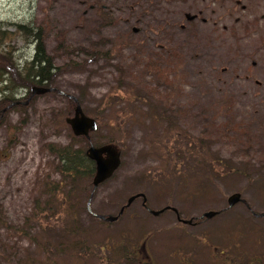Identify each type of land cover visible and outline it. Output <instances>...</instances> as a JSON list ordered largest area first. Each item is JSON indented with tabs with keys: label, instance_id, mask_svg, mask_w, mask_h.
Masks as SVG:
<instances>
[{
	"label": "rangeland",
	"instance_id": "rangeland-1",
	"mask_svg": "<svg viewBox=\"0 0 264 264\" xmlns=\"http://www.w3.org/2000/svg\"><path fill=\"white\" fill-rule=\"evenodd\" d=\"M38 36L61 68L0 124V264H129L143 244L152 264H264V0H0V88L19 62L25 80ZM75 99L98 118L92 141L122 153L92 211L93 175L65 171L49 145H81L64 123ZM194 143L197 164L181 153ZM236 190L245 200L229 206ZM138 191L194 222L141 196L114 221L96 215ZM67 220L86 247L67 249Z\"/></svg>",
	"mask_w": 264,
	"mask_h": 264
},
{
	"label": "trees",
	"instance_id": "trees-1",
	"mask_svg": "<svg viewBox=\"0 0 264 264\" xmlns=\"http://www.w3.org/2000/svg\"><path fill=\"white\" fill-rule=\"evenodd\" d=\"M20 26V25H19ZM4 32L2 30V34L3 35ZM38 34V33H37ZM39 38V36H38ZM36 57L33 61L30 62L29 64V68L27 69L25 76L27 79H33V80H38L43 81L45 79H47V83L46 85H53V79H54V75L56 74V70L61 68L57 65H55V63L52 61V58L50 55H48L45 51V47H44V43L43 40L39 38V41L36 45ZM11 67H13V65H11ZM9 67V68H11ZM15 69V68H14ZM13 69V73L16 75V77H21L23 75V72H17L15 70L14 72ZM4 70H6V68L3 69L2 73L4 72ZM72 107V104L70 105V108ZM91 115V114H90ZM94 116V115H92ZM97 120L98 118L96 116H94ZM99 122V121H98ZM64 123H67V120L65 118ZM100 128V126L98 127V129ZM93 130L92 132H97V130ZM181 134V133H180ZM73 137L75 139H79L80 141V146L79 147H74L73 144H56L51 142L50 148L54 151L59 153V156L61 157V159L64 161L63 163V167L65 170L70 171L71 173L74 174H86V175H93L95 172V160L90 158L87 154V147L89 146V144L92 142V139H88L85 135H76L73 133ZM111 141V140H110ZM103 143H110L109 141L103 142ZM101 144V143H99ZM182 153V159L183 158H189V160H194V162L197 164L199 161V157H198V145L196 143H194V147L193 148H189V151L186 149L181 150ZM170 159V157H168ZM207 170H209V174L212 176V179L215 177L214 175H216L218 172V170L216 169L217 166L214 164H206ZM175 167L171 168V170L175 171ZM222 173V172H219ZM210 179H208L209 181ZM228 207V206H227ZM227 207L218 209L219 212H221L223 209H226ZM51 213H56V211H52ZM68 214V213H66ZM73 214V213H72ZM71 215V213L69 214ZM70 220V219H69ZM69 220L62 222V227H63V231L65 232V234H68L72 237H77V239L75 238L74 241H65L64 244L67 245V249H70V246L73 248L78 247L79 248H84L86 247L87 243L84 240H80L78 239V237L80 236V232L78 229L74 228L70 223ZM54 228H51L50 231H53ZM79 235V236H78ZM40 264H61L58 260H56L55 258H48L46 261H42Z\"/></svg>",
	"mask_w": 264,
	"mask_h": 264
},
{
	"label": "water",
	"instance_id": "water-1",
	"mask_svg": "<svg viewBox=\"0 0 264 264\" xmlns=\"http://www.w3.org/2000/svg\"><path fill=\"white\" fill-rule=\"evenodd\" d=\"M53 89H55L54 86L35 85L33 88V93H44ZM75 100L77 101V103L74 109V113L72 115H68L66 117V120L70 124L71 128L73 129L76 135H85L91 140L90 132L98 128L99 122L94 116L88 114L84 110L83 105L77 99ZM86 151L88 156L94 159L96 163V172L93 177V190L88 202V207L90 210H92L90 200L93 196L95 189L103 181L111 177L114 174V172L120 167L122 163V153L114 143L96 144L94 142H91L90 145L87 147ZM140 196L143 197L144 203L146 204L147 201L146 192L138 191L136 193L131 194L128 197L127 202L122 206L118 214L99 213L98 215L110 221L116 220L123 213L125 207L130 205L137 197ZM241 200L244 201L245 198L242 192L239 190L233 191L228 196L229 206H232ZM166 208H173L175 211H177V215L180 220L189 223L194 222L193 217L191 218L182 217L179 212V209L170 204L163 206L162 208L159 209L151 208V211L154 214H158L161 211L165 210ZM218 212H219L218 209H208L205 210L202 213V215L206 217H211ZM261 214H264V211L261 212Z\"/></svg>",
	"mask_w": 264,
	"mask_h": 264
},
{
	"label": "flooded vegetation",
	"instance_id": "flooded-vegetation-1",
	"mask_svg": "<svg viewBox=\"0 0 264 264\" xmlns=\"http://www.w3.org/2000/svg\"><path fill=\"white\" fill-rule=\"evenodd\" d=\"M17 25L27 27V24H25V23H17ZM28 30H29V28H28ZM35 57H36V55H35ZM35 57H34V59H35ZM18 66H20L19 67L20 70L18 71V68H15L17 72H21L22 71L21 68L25 67L21 62L18 63ZM16 79H17V81L14 82L12 85L6 83L3 86V88H0V94H2L4 96V97L3 96L0 97V124L5 122L6 118H8V116L10 115L11 111L14 110V108L18 107L22 112L25 113L26 110H29L32 107V104L34 103L35 94H41V93H33V88L35 85L51 86V85H46V83L48 82L47 79L40 81V82H39V79L33 80V79H27L26 77H25V80H23L21 78L22 79L21 81L19 80V77H16ZM6 89L9 90L8 94H6ZM95 172H96V165H95ZM95 172H94V174H95ZM94 174H93V177H94ZM92 184H93V182H92ZM92 190H93V188H92ZM92 190H91V193H92ZM91 193H90V196H91ZM93 195H94V193H93ZM142 201H143L142 202L143 207L148 209L150 212H152L151 207L148 204V198H147L146 204L144 203L143 197H142ZM90 202H91V200H90ZM124 204H122V206ZM122 206H121V208H122ZM128 206H130V205H128ZM128 206H126V207H128ZM164 211L165 210L161 211L160 213H162ZM160 213H158V214H160ZM98 214L99 213H96V215H98ZM176 215H177V213H176ZM177 218H178V215H177ZM181 222H184V221L181 220ZM142 248L144 251L139 249L137 246H133L132 249L129 248V250L128 249L126 250V251H128L126 257L128 258L129 264H135V263L136 264H152L151 257L149 255H147V251L145 249V244H143ZM141 252H144V254L142 255ZM132 259H135L134 263L131 261Z\"/></svg>",
	"mask_w": 264,
	"mask_h": 264
},
{
	"label": "bare ground",
	"instance_id": "bare-ground-1",
	"mask_svg": "<svg viewBox=\"0 0 264 264\" xmlns=\"http://www.w3.org/2000/svg\"><path fill=\"white\" fill-rule=\"evenodd\" d=\"M68 6H69V5H68ZM66 7H67V6H66ZM67 8H69V7H67ZM179 31H180V30H179ZM177 32H178V31H177ZM199 32H201V31H199ZM201 33H202V32H201ZM201 33H200V34H201ZM178 34H179V33H178ZM200 34H198V37H199ZM182 36H183V35H182ZM177 37H178V36H177ZM180 37H181V34H180ZM180 37H179V38H180ZM201 37H202V36H201ZM190 38H191V37H190ZM176 39H177V38H176ZM191 39H192V38H191ZM201 39H202V38H201ZM192 40H193V39H192ZM194 41H195V40H194ZM196 41H197V39H196ZM187 42H190V40H188ZM199 42H200V41H199ZM258 42H259V41H258ZM258 42H257L256 44H258ZM194 43H196V42H194ZM261 43H262V42H260V44H261ZM214 44H215V43H214ZM260 44H259V45H260ZM186 45H187V43H186ZM189 45L191 46V45H193V44H189ZM239 45H240V43H239ZM241 45H242V44H241ZM193 46H194V45H193ZM198 46H199V45H198ZM254 46L256 47V45H254ZM182 47H183V46H182ZM188 47H189V46H188ZM195 47H196V45H195ZM242 47H243V46H242ZM255 47L252 48V49H255ZM196 48H197V47H196ZM214 48H215V47H214ZM244 48H245V47H244ZM183 49H185V48L183 47ZM189 49H190V48H189ZM202 49H203V48H202ZM207 49H208V48H207ZM210 49H211V48H210ZM261 49H262V48H261ZM195 50H196V49H195ZM263 50H264V49H263ZM185 51H186V50H185ZM193 51H194V50H193ZM204 51H207V50H204ZM216 51H217V50H216ZM221 51H222V50H221ZM234 51H235V50H234ZM243 51H244V50H243ZM243 51H240V52L242 53ZM250 51H251V50H250ZM198 52H199V51H198ZM212 52H213V51H212ZM218 52H219V51H218ZM218 52H217V53H218ZM244 52H246V50H245ZM248 52H249V51H248ZM252 52H253V51H252ZM259 52H260V51H259ZM188 53H189V52H188ZM200 53H201V52H200ZM206 53H207V52H206ZM217 53H216V54H217ZM221 53H224V52L222 51ZM225 53H226V52H225ZM233 53H234V52H233ZM256 53H257V52H256ZM262 53H263V52H262ZM189 54H190V53H189ZM201 54H203V53H201ZM208 54H209V53H208ZM212 54H213V53H212ZM242 54H243V53H242ZM186 55H187V54H186ZM219 55H220V54H219ZM226 55H227V54H226ZM229 55H230V54H229ZM243 55H245V54H243ZM246 55H247V53H246ZM187 56L189 57V55H187ZM205 56H208V55L205 54ZM211 56H212V55H211ZM211 56H210V57H211ZM221 56H222V55H221ZM232 56H233V55H232ZM237 56H238V55H237ZM237 56H236V57H237ZM188 57H187V58H188ZM213 57H214V56H213ZM238 57H239V56H238ZM241 57H243V56H241ZM244 57H245V56H244ZM248 57H249V56H248ZM255 57H256V56H255ZM257 57H261V54H260V56H257ZM192 58H193V57H192ZM223 58H224V56H223ZM227 58H228V56H227ZM229 58H230V57H229ZM245 58H246V57H245ZM245 58H244V59H245ZM249 58L251 59V57H249ZM209 59H210V58H209ZM221 59H222V58H221ZM235 59H236V58H235ZM240 59H241V58H240ZM250 59H249V60H250ZM256 59H257V58H255V59L252 58V60H256ZM263 59H264V58H263ZM189 60H190V59H189ZM192 60H193V59H192ZM212 60H213V59H212ZM228 60L230 61V59H228ZM246 60H247V59H246ZM259 60H261V59H259ZM184 61H185V60H184ZM195 61H197L196 58H195ZM232 61H234V60H232ZM236 61H237V60H236ZM247 61H248V60H247ZM234 62H235V61H234ZM240 62H241V60H240ZM248 62H249V61H248ZM253 62H254V61H253ZM253 62H252V63H253ZM262 62H264V61H262ZM186 63H187V62H186ZM213 63H214V62H213ZM228 63H230V62H228ZM231 63H232V62H231ZM237 63H239V62L237 61ZM242 63H243V62H242ZM250 63H251V62H250ZM254 63H255V62H254ZM258 63H259V62H258ZM260 64H262V63L260 62ZM240 65H241V64H240ZM249 65H250V64H249ZM238 66H239V64H238ZM242 66H243V65H242ZM242 66H241V67H242ZM247 66H248V65H247ZM184 67H185V66H184ZM244 67H245V66H244ZM255 67H256V66H255ZM179 68H180V67H179ZM181 69H182V68H181ZM183 69H184V68H183ZM241 69H242V68H241ZM246 69H247V67H246ZM259 69H261V68H259ZM247 70H248V69H247ZM261 70H262V69H261ZM263 70H264V68H263ZM263 70H262V72H263ZM181 71H182V70H181ZM242 71H243V69H242ZM256 72H257V71H256ZM182 73H184V72L182 71ZM222 73H223V72H222ZM242 73H243V72H242ZM260 74H261V73H260ZM263 75H264V74H263ZM259 78L261 79V77H259ZM246 80H247V79H246ZM263 80H264V79H263ZM259 83H260V82H259ZM221 84H222V83H221ZM225 84H226V83H225ZM253 85H254V84H253ZM247 86H248V85H247ZM263 86H264V85H263ZM218 87H219V86H217V88H218ZM222 87H223V86H222ZM230 87H231V86H230ZM233 87H234V86H233ZM212 88H214V87H212ZM228 88H229V85H228ZM230 89H232V88H230ZM217 90H218V89H217ZM227 90H228V89H227ZM232 90H233V89H232ZM210 92H211V91H210ZM222 92H223V90H222ZM222 92H221V93H222ZM228 92H229V90H228ZM230 92H231V91H230ZM215 93H216V91H215ZM223 93H224V92H223ZM223 93H222V94H223ZM236 93H237V92H236ZM238 93H239V92H238ZM249 93H251V92H249ZM188 94H189V93H188ZM209 94H210V93H209ZM228 94H229V93H228ZM232 94H233V93H232ZM192 95H193V94H192ZM195 95H196V94H194V96H195ZM253 96H254V95H253ZM253 96H252V97H253ZM195 97H196V96H195ZM255 97H256V96H255ZM260 114H261V113H260ZM257 124H258V123H257Z\"/></svg>",
	"mask_w": 264,
	"mask_h": 264
}]
</instances>
